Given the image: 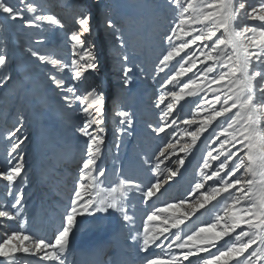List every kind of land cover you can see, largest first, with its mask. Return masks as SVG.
I'll use <instances>...</instances> for the list:
<instances>
[{"label": "snow or ice", "instance_id": "obj_1", "mask_svg": "<svg viewBox=\"0 0 264 264\" xmlns=\"http://www.w3.org/2000/svg\"><path fill=\"white\" fill-rule=\"evenodd\" d=\"M20 3L23 10L0 0V16L20 21L29 29L44 24L64 27L59 18L46 13L39 4L30 0H20ZM166 3L174 15L162 39V47H167L155 65L153 76L159 85L160 94L155 103L159 120L148 124V135L154 133L159 141L151 155L144 154L141 165L151 176L139 179L125 175L121 166L113 168L115 179L107 182L108 169L100 166L105 139L97 131L103 130L104 94L92 87L85 95H77L75 87H65L61 79L50 75L49 79L61 92L70 94L62 96L67 106L71 108L73 101L78 102L84 116L82 127L78 128L86 144L79 179L54 239L24 231H5V238L0 241V264H16L18 253L38 256L47 264H66L71 236L85 222L80 218L95 213L118 212L125 224L134 225V216L127 210L130 195L139 194L146 205L153 207L149 202L154 197L157 201L160 199L164 184L177 175L180 167L191 164L187 157L198 148V142L205 143L208 150L200 157L202 162L197 164L185 198L155 206L147 215L143 232L136 230L132 237L139 252L146 254L142 257L143 264H193L192 257L199 264H264V0L259 4H249L248 0H166ZM246 19L260 23L246 24ZM91 21L87 11H81L74 19L77 30L69 39L73 56L78 55L79 60L73 58L69 65L35 50H31L32 57L59 71L69 69L75 81L84 79L85 73L98 72L94 46H86L85 41V34L92 31ZM106 27L114 29L116 24L107 19ZM187 37L191 39H182ZM116 39L121 48L126 46L122 36L117 35ZM193 45L195 49L181 56ZM176 57L180 60L172 64ZM7 59L0 54V67L7 66ZM128 59L127 55L123 56L124 87L129 86L130 73L134 71L127 66ZM198 62L201 67H197ZM161 73L163 78L157 80ZM185 76L186 81L181 79ZM8 79L4 76L0 84ZM186 97L194 99L186 100ZM182 102L194 105L187 118L182 115ZM116 115L124 126L118 129V136L131 135L133 114L120 110ZM22 126L7 133L12 142L10 158L27 140L26 136L18 135ZM115 147L118 153L121 144L118 142ZM165 161L180 167L172 168ZM8 164L7 170L0 171V178L7 182L9 193L15 194L6 205L0 206V226L7 229L9 226L3 222L16 221L23 229L27 223L22 219L24 196L22 191H16L22 178L23 156L18 155L15 161L9 159ZM188 199L194 201L191 208L180 211ZM201 209L215 212L214 219L203 224L190 221L193 227L185 232L181 225L187 227L185 221ZM169 211L178 214L162 215ZM158 219L160 226L150 229L148 221ZM222 240L224 243L218 245ZM152 248L160 249V254L151 252Z\"/></svg>", "mask_w": 264, "mask_h": 264}, {"label": "rangeland", "instance_id": "obj_2", "mask_svg": "<svg viewBox=\"0 0 264 264\" xmlns=\"http://www.w3.org/2000/svg\"><path fill=\"white\" fill-rule=\"evenodd\" d=\"M4 2L11 3L21 10L24 9L20 0H4ZM30 2L39 4L46 13L54 14L64 27L44 24L29 29L20 21H11L0 16V54L8 58L7 66L0 67V81L4 76L10 77L0 84V171L7 170L9 159L15 161L18 155L23 156V173L16 185V191L23 192L25 207L22 209V219L27 221L23 229L16 221L3 222L9 227L5 229L0 226V241L5 238V231L10 233L16 230L33 234L37 233L35 228L41 231L40 227L43 226L47 228L48 233L42 231L39 237L54 239L60 227L57 229L50 225L53 222V219L49 218L53 215L50 208L61 209L59 211L61 226L65 208L70 203L69 198L79 179L86 144L78 128L82 127L84 116L78 102L73 101L71 108L67 106L62 96L70 94L61 92L49 79L50 75L61 79L65 87H75L77 95H85L92 87H96L104 94V124L101 126L103 130L97 129V131L105 139L100 155V166L108 169V178L111 181L115 179L111 176L113 168L119 169L120 165L123 166L125 175L139 179L151 176V172L145 173L141 165L144 154L151 155L159 141V137H155L154 133L148 135L150 133L148 124H155L159 120V110L155 107L160 94L159 85L154 81L153 76L155 65L167 47L166 45L162 47V39L169 30L174 15L172 9L167 6L166 0H30ZM259 2L260 0H248L249 4H259ZM81 11H87L92 16V31L90 34H85V41L86 46H94L99 68L98 72L85 73L84 79L75 81L69 69L59 71L51 64L41 63L32 57L31 50L69 65L73 58L79 60L78 55L73 56V45L69 37L77 30L74 19ZM25 15L30 18V14L26 11ZM107 19H111L116 24V28L108 29ZM244 23L251 25L260 22L246 19ZM117 35L122 36L126 45L124 48L120 47L116 39ZM179 42L176 41L177 44ZM195 48L196 45H193L192 49H186L181 56H185ZM76 51L80 50L76 49ZM124 55L129 58L127 66L134 69L130 73L131 81L128 87L123 86ZM199 59L202 60L203 57ZM177 60H180V57L174 58L171 63L176 64ZM197 67H201L199 62ZM163 75L161 73L156 79H162ZM191 75L192 73H188V76ZM181 79L186 81L187 76ZM192 99L194 98L186 97V100ZM167 102L166 100L165 104ZM182 103L184 104L182 115L187 118L191 115L194 105ZM120 110L133 114L135 122L129 130L131 135L125 133L122 137L118 136V129L124 127L120 124L121 118L116 115ZM21 124L23 126L18 135L21 138L26 136L27 140L10 158L8 152L12 149V142L7 138V133ZM69 141L71 144H68ZM118 142L121 147L117 153L115 145ZM160 146L162 147L163 144ZM207 150L205 143L198 142V148L193 149L194 156L188 167L190 169L171 164L169 161L164 162L172 168L180 167L175 178L167 181L164 187L172 184L174 180H177V183L176 186H169L166 190L161 189L163 195L160 199L157 201L154 197L149 202L153 203V207H146L139 194L130 195V198L143 206H138L136 202L129 203L131 207L142 209L139 221L134 219V225L130 224L133 227L132 231L143 232L147 215L155 206H164L166 202L185 198L193 183L197 164L202 162L200 157ZM177 154L183 156L181 152ZM170 159L174 160L175 157ZM163 166L162 164L161 167ZM6 185L7 182L0 178V206L6 205L15 194V192L10 194ZM178 194L185 196L177 198ZM193 203L192 199H188L180 211H184V208L190 209ZM174 214L178 213L169 211L162 215ZM214 216L215 212H204L201 209L200 213L185 221L187 227L185 225L181 227L187 232L193 227L190 221L203 224L210 222ZM80 219L87 224L97 217ZM160 224L159 219L148 221L150 229L159 227ZM74 236L75 233L71 238ZM223 243V240L219 241L218 245ZM112 246L108 245L104 254L110 259H113ZM17 256L16 264H31L35 259H39L38 256H34L33 259L24 253H18ZM190 259L194 260L195 257Z\"/></svg>", "mask_w": 264, "mask_h": 264}, {"label": "bare ground", "instance_id": "obj_3", "mask_svg": "<svg viewBox=\"0 0 264 264\" xmlns=\"http://www.w3.org/2000/svg\"><path fill=\"white\" fill-rule=\"evenodd\" d=\"M68 144H71V142L69 141ZM193 153H190L187 157L188 159H191V161L194 156ZM181 154L184 155V153ZM121 166L122 165H120V167ZM188 167L189 164L183 168L190 169ZM111 176H113L112 173ZM107 182L110 183L111 179L108 178ZM176 183L177 180H174V182L169 184V186H176ZM169 186L167 185V187ZM167 187H163L162 189H166ZM184 196L185 194H178L177 198ZM132 202L136 201H134L132 198H129L127 201V210L130 215L134 216L136 221H139V218L142 216V209L138 210L134 206L131 207L129 203L131 204ZM136 203L138 206L143 207L138 202ZM146 207L149 206L147 205ZM50 210L53 214H51L52 217H49L53 219V222H51L50 225L58 229V227H60L59 219L61 214L59 211L61 209L50 208ZM94 217H97V219H94L87 224L82 223L75 231V236L71 238V244L66 256V264H143L142 257L146 254L139 252L137 242L133 241L132 239V237L136 235V232L134 230L132 231L131 228L133 227L130 226V224H125L123 222L120 213L110 210L107 214L95 213L93 215V218ZM114 223L119 226V232L115 235H111L110 230ZM40 228L41 231H38V228H35V232L37 233H33V235L39 237L42 231L43 233H48L47 228L45 229L44 226ZM172 231H176V229H172ZM108 245H113V248L111 249V255L113 259H110V257L108 258V256L104 255ZM150 251L156 254H160L161 252V250L158 248H152ZM30 257L34 259V255H30ZM192 262L193 264H197L199 263V260L195 258L192 260ZM31 264H47V262L35 259V261L31 262Z\"/></svg>", "mask_w": 264, "mask_h": 264}]
</instances>
